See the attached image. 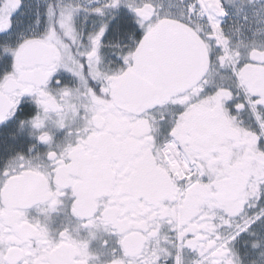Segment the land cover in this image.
I'll list each match as a JSON object with an SVG mask.
<instances>
[{
    "label": "snow or ice",
    "instance_id": "6c2138e0",
    "mask_svg": "<svg viewBox=\"0 0 264 264\" xmlns=\"http://www.w3.org/2000/svg\"><path fill=\"white\" fill-rule=\"evenodd\" d=\"M0 264H264V0H0Z\"/></svg>",
    "mask_w": 264,
    "mask_h": 264
},
{
    "label": "flooded vegetation",
    "instance_id": "af4514ba",
    "mask_svg": "<svg viewBox=\"0 0 264 264\" xmlns=\"http://www.w3.org/2000/svg\"><path fill=\"white\" fill-rule=\"evenodd\" d=\"M26 211L30 221H40L42 224H45L48 227L49 231L54 235L63 231L66 227L70 228L74 235H87L86 232L80 230L79 223L75 219L66 215L65 210L63 208L59 209L57 212H50L46 211L44 206H41V208L33 207ZM129 226L134 225L129 222ZM97 236L102 237L103 232L98 231ZM92 251L99 252L101 250L97 246L93 245ZM102 259L107 260L110 259V257L102 256Z\"/></svg>",
    "mask_w": 264,
    "mask_h": 264
}]
</instances>
